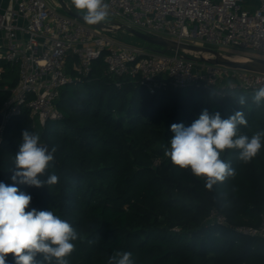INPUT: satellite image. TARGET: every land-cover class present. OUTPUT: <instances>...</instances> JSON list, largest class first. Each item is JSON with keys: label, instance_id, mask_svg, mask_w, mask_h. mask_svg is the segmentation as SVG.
<instances>
[{"label": "trees", "instance_id": "obj_1", "mask_svg": "<svg viewBox=\"0 0 264 264\" xmlns=\"http://www.w3.org/2000/svg\"><path fill=\"white\" fill-rule=\"evenodd\" d=\"M104 54L88 76L62 87L61 119L38 130L24 109L8 123L0 142V182L31 196L26 211H52L74 228L68 264H108L116 252H131L134 264H264V238L237 229L259 225L264 214V138L248 162L238 159L239 149L224 150L220 158L234 175L211 189L165 155L175 135L171 126L189 127L203 110L222 119L242 111L247 125H238V134L264 132V101L253 102L256 90L175 86L168 74L151 86L112 75ZM8 72L14 85L15 70ZM25 129L38 134L49 152L56 149L39 178L55 174L57 183L35 187L12 180ZM213 208L226 224L210 219ZM6 261L15 264L12 254Z\"/></svg>", "mask_w": 264, "mask_h": 264}, {"label": "built area", "instance_id": "obj_2", "mask_svg": "<svg viewBox=\"0 0 264 264\" xmlns=\"http://www.w3.org/2000/svg\"><path fill=\"white\" fill-rule=\"evenodd\" d=\"M104 2L115 19L113 25L264 57V0ZM110 32L65 13L59 0H0V142L8 123L24 109L43 122L61 119L57 99L62 87L88 76L102 53L112 75L151 86L162 74H168L175 86L205 83L252 90L264 86L263 72L199 61L195 53H188L193 58L187 59L179 50L159 52L121 41ZM10 68L17 76L14 85L7 76ZM210 219L227 223L217 208ZM237 229L264 238V214L259 225Z\"/></svg>", "mask_w": 264, "mask_h": 264}, {"label": "clouds", "instance_id": "obj_3", "mask_svg": "<svg viewBox=\"0 0 264 264\" xmlns=\"http://www.w3.org/2000/svg\"><path fill=\"white\" fill-rule=\"evenodd\" d=\"M72 5L81 13L85 23L96 25L106 21L109 16L108 4L104 0H71ZM240 105L246 98L240 96ZM264 101V86L253 95V102L259 105ZM238 125H247L242 111H236L227 119L219 112L209 115L203 110L199 118L189 127L173 124L175 133L171 138V150L165 155L182 169H190L197 178H204L206 186L211 187L218 181L223 182L234 175L229 163L222 160L221 153L226 149H239L243 162L250 161L262 147L264 132H257L251 138L238 134ZM55 148L40 143L38 134L28 130L22 132V143L16 153L12 180L28 186L43 187L45 183L55 184L58 177L53 174L47 181L39 178L53 161ZM31 196L20 192L16 186L0 182V264H7L6 257L12 254L15 264H68L66 257L74 251L72 241L77 232L65 220L52 211H26ZM41 259H37V256ZM108 264H134L131 252H116Z\"/></svg>", "mask_w": 264, "mask_h": 264}, {"label": "water", "instance_id": "obj_4", "mask_svg": "<svg viewBox=\"0 0 264 264\" xmlns=\"http://www.w3.org/2000/svg\"><path fill=\"white\" fill-rule=\"evenodd\" d=\"M62 10L84 22L81 13L78 10L72 8L66 0H59ZM97 28H108L110 31L127 30L136 37L143 39L144 41L157 46L155 50L164 52L165 50H179L181 56L184 58H193L188 53H195L199 56V61L209 62L214 64H221L231 68H238L243 70L257 71L264 73V57L257 55L244 56V59L233 58L232 54H225L222 51L213 47L190 44L185 42H178L174 39L145 33L138 29L131 28L127 25H113L111 22H100L96 25H91ZM1 118V117H0ZM47 147L46 144H42Z\"/></svg>", "mask_w": 264, "mask_h": 264}, {"label": "rangeland", "instance_id": "obj_5", "mask_svg": "<svg viewBox=\"0 0 264 264\" xmlns=\"http://www.w3.org/2000/svg\"><path fill=\"white\" fill-rule=\"evenodd\" d=\"M70 1V0H69ZM115 21L114 18H112L111 16H108L106 22H113ZM111 35H113L115 38L124 41L126 43L129 44H136V45H140V46H144L145 44H149L148 42L144 41L143 39L136 37L135 35H133L132 33H130L127 30H116V31H112L110 32ZM148 46V45H146ZM154 49L157 48V46L153 47ZM216 49V48H215ZM218 50L222 51L225 54H232L234 55V57L236 58H242L244 57L243 53L238 51V50H232V49H226V48H218ZM220 86V84H218ZM33 119V123L36 126V128L39 130L41 129V125L42 127L45 125L46 122H43L39 117H32Z\"/></svg>", "mask_w": 264, "mask_h": 264}, {"label": "bare ground", "instance_id": "obj_6", "mask_svg": "<svg viewBox=\"0 0 264 264\" xmlns=\"http://www.w3.org/2000/svg\"><path fill=\"white\" fill-rule=\"evenodd\" d=\"M233 58H236V57L233 56ZM244 58H245V57H242V58H236V59H244Z\"/></svg>", "mask_w": 264, "mask_h": 264}, {"label": "crops", "instance_id": "obj_7", "mask_svg": "<svg viewBox=\"0 0 264 264\" xmlns=\"http://www.w3.org/2000/svg\"><path fill=\"white\" fill-rule=\"evenodd\" d=\"M13 81V80H12Z\"/></svg>", "mask_w": 264, "mask_h": 264}]
</instances>
